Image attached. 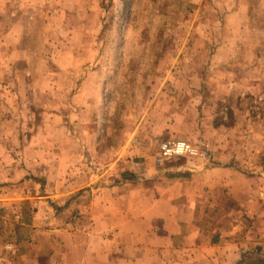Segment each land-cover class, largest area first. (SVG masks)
<instances>
[{
    "label": "rangeland",
    "instance_id": "1",
    "mask_svg": "<svg viewBox=\"0 0 264 264\" xmlns=\"http://www.w3.org/2000/svg\"><path fill=\"white\" fill-rule=\"evenodd\" d=\"M39 1L0 0V141L26 142L45 119L55 133L58 126L82 131L86 119H72L71 103L63 105L70 99L61 72L69 70L58 69L74 63L78 86L89 76L97 81L99 100L80 98L77 107L94 111L92 141L105 145L100 163L143 138L144 152L164 170L171 162L156 161L163 140L207 147L210 158L211 140L244 171L264 173V0H73L68 29L44 21L56 9ZM184 110L190 118L176 116ZM168 116L183 123L184 135L164 131ZM137 153L126 166L139 164ZM29 172L31 185L50 188L45 172Z\"/></svg>",
    "mask_w": 264,
    "mask_h": 264
},
{
    "label": "crops",
    "instance_id": "2",
    "mask_svg": "<svg viewBox=\"0 0 264 264\" xmlns=\"http://www.w3.org/2000/svg\"><path fill=\"white\" fill-rule=\"evenodd\" d=\"M47 2L40 0L39 5L46 9ZM51 2L56 14L44 21L67 28L66 19L73 21L77 11L75 1ZM58 65L61 71L69 70L61 72V78L69 87L63 92L70 102L61 104L71 103L72 119L86 120L81 128L78 122L82 131L58 126L55 133L45 119L26 142L0 141V264L264 261V173L244 171L221 143L211 140L210 159L176 158L164 170L156 169L153 156L144 152L148 148L143 138L130 147L120 145L112 162L100 163L105 145L92 141L98 130L94 111L77 107L80 98L99 100L97 81L89 76L78 86L73 72L78 65ZM89 85L93 88L86 93ZM181 112L176 116L190 118ZM180 125L168 116L162 128L184 135ZM136 152L139 164L126 166V158ZM47 166L57 167L51 171ZM30 167L45 172L50 188L31 185ZM7 229L9 236L4 237Z\"/></svg>",
    "mask_w": 264,
    "mask_h": 264
},
{
    "label": "built area",
    "instance_id": "3",
    "mask_svg": "<svg viewBox=\"0 0 264 264\" xmlns=\"http://www.w3.org/2000/svg\"><path fill=\"white\" fill-rule=\"evenodd\" d=\"M176 158L208 160L210 152L207 147L197 146L185 139L163 140L158 147L157 164L163 166Z\"/></svg>",
    "mask_w": 264,
    "mask_h": 264
},
{
    "label": "trees",
    "instance_id": "4",
    "mask_svg": "<svg viewBox=\"0 0 264 264\" xmlns=\"http://www.w3.org/2000/svg\"><path fill=\"white\" fill-rule=\"evenodd\" d=\"M254 264H264V261H262V260L256 261Z\"/></svg>",
    "mask_w": 264,
    "mask_h": 264
}]
</instances>
